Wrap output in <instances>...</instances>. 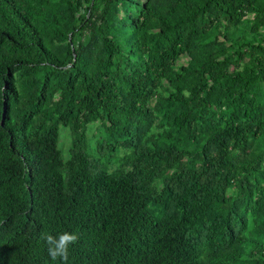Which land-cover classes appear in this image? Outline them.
<instances>
[{"label": "trees", "instance_id": "obj_1", "mask_svg": "<svg viewBox=\"0 0 264 264\" xmlns=\"http://www.w3.org/2000/svg\"><path fill=\"white\" fill-rule=\"evenodd\" d=\"M42 232L264 264V0H0V264H59Z\"/></svg>", "mask_w": 264, "mask_h": 264}, {"label": "clouds", "instance_id": "obj_2", "mask_svg": "<svg viewBox=\"0 0 264 264\" xmlns=\"http://www.w3.org/2000/svg\"><path fill=\"white\" fill-rule=\"evenodd\" d=\"M39 239L46 246L49 260L59 262V264H70L69 255L71 247L79 240L76 232H61L52 235L48 232H42Z\"/></svg>", "mask_w": 264, "mask_h": 264}, {"label": "rangeland", "instance_id": "obj_3", "mask_svg": "<svg viewBox=\"0 0 264 264\" xmlns=\"http://www.w3.org/2000/svg\"><path fill=\"white\" fill-rule=\"evenodd\" d=\"M93 129H90L88 131V136L89 138L92 137L93 135ZM91 139V138H90ZM68 141H69V134L67 132V128H63V127H60L59 129V140H58V147L62 150L63 154H65L66 156V146L68 144ZM64 150V151H63Z\"/></svg>", "mask_w": 264, "mask_h": 264}]
</instances>
